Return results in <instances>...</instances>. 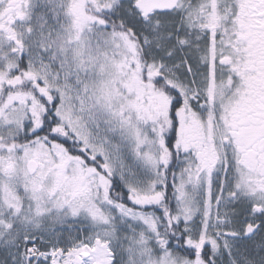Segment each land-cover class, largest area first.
Segmentation results:
<instances>
[{
	"label": "snow or ice",
	"instance_id": "6c2138e0",
	"mask_svg": "<svg viewBox=\"0 0 264 264\" xmlns=\"http://www.w3.org/2000/svg\"><path fill=\"white\" fill-rule=\"evenodd\" d=\"M0 264H264V0H0Z\"/></svg>",
	"mask_w": 264,
	"mask_h": 264
}]
</instances>
